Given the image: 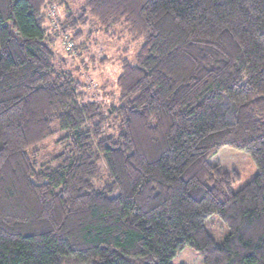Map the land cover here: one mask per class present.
<instances>
[{
    "label": "trees",
    "instance_id": "16d2710c",
    "mask_svg": "<svg viewBox=\"0 0 264 264\" xmlns=\"http://www.w3.org/2000/svg\"><path fill=\"white\" fill-rule=\"evenodd\" d=\"M76 1L0 0V264H170L186 247L264 264V0ZM90 22L140 44L119 106L52 48L77 53ZM224 147L257 171L236 192L209 160Z\"/></svg>",
    "mask_w": 264,
    "mask_h": 264
},
{
    "label": "rangeland",
    "instance_id": "374dc122",
    "mask_svg": "<svg viewBox=\"0 0 264 264\" xmlns=\"http://www.w3.org/2000/svg\"><path fill=\"white\" fill-rule=\"evenodd\" d=\"M82 0H77L74 7H80ZM51 17L50 26L58 23V18H62L64 10L52 8L46 12ZM48 25V23H47ZM120 39H108L102 35L96 25L91 22L83 30L82 39L76 40L75 44L83 43L84 47L74 54H68L63 45V36H54L53 50L59 53L57 61L60 62L62 56L66 61V68L71 72L74 80L86 83L84 91L102 107L109 104L119 106L118 92L115 82L119 74V60L127 59L134 62V57L140 44L128 43L129 38L124 36ZM103 86L105 88L103 89ZM52 141H46V151L54 149ZM210 163L227 172H234L238 178L231 186L232 191L236 192L247 184L256 175V168L248 154L229 147L220 149L210 159ZM206 228L214 241L219 244L222 242L228 230L218 217H210L206 222ZM61 264H76L73 259L60 258ZM170 264H201V259L191 248H184L176 257L171 259Z\"/></svg>",
    "mask_w": 264,
    "mask_h": 264
},
{
    "label": "built area",
    "instance_id": "2783aa9c",
    "mask_svg": "<svg viewBox=\"0 0 264 264\" xmlns=\"http://www.w3.org/2000/svg\"><path fill=\"white\" fill-rule=\"evenodd\" d=\"M70 46V45H69Z\"/></svg>",
    "mask_w": 264,
    "mask_h": 264
}]
</instances>
